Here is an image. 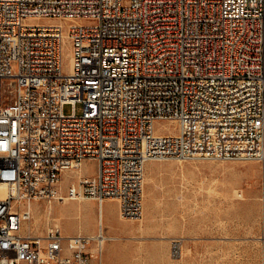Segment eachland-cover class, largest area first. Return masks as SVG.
<instances>
[{
    "label": "built area",
    "instance_id": "built-area-1",
    "mask_svg": "<svg viewBox=\"0 0 264 264\" xmlns=\"http://www.w3.org/2000/svg\"><path fill=\"white\" fill-rule=\"evenodd\" d=\"M165 162H264V0H0V264H100V226L37 236L34 207L115 200L141 221Z\"/></svg>",
    "mask_w": 264,
    "mask_h": 264
},
{
    "label": "rangeland",
    "instance_id": "rangeland-1",
    "mask_svg": "<svg viewBox=\"0 0 264 264\" xmlns=\"http://www.w3.org/2000/svg\"><path fill=\"white\" fill-rule=\"evenodd\" d=\"M65 64L67 73L69 50ZM72 111L73 106H65V115ZM76 113H82L81 105ZM174 126L156 125L161 133L174 131ZM95 169V162L87 161L82 173L93 175ZM76 176L62 178L64 192ZM263 187L264 162L151 163L145 172L141 221L121 219L110 202L115 200L105 202L102 226L108 241L100 264H264ZM33 212L25 229L37 236L50 224L64 236L99 232V205L93 200L40 203Z\"/></svg>",
    "mask_w": 264,
    "mask_h": 264
},
{
    "label": "crops",
    "instance_id": "crops-1",
    "mask_svg": "<svg viewBox=\"0 0 264 264\" xmlns=\"http://www.w3.org/2000/svg\"><path fill=\"white\" fill-rule=\"evenodd\" d=\"M144 197H145V196H144ZM108 201H110V200H106L105 202H108ZM105 202L102 204V210H103V207H104ZM110 202L114 203V205H115L116 208H117V211H118L119 217H120L119 203H118L117 201H110ZM87 206H88V208L92 207L91 205H88V204H87ZM120 218H121V217H120ZM96 234H97V230H95L94 232L88 234L87 236H95ZM77 235H81V232H78Z\"/></svg>",
    "mask_w": 264,
    "mask_h": 264
},
{
    "label": "bare ground",
    "instance_id": "bare-ground-1",
    "mask_svg": "<svg viewBox=\"0 0 264 264\" xmlns=\"http://www.w3.org/2000/svg\"><path fill=\"white\" fill-rule=\"evenodd\" d=\"M244 103H251V96H244ZM102 206H99V217H100V220L101 222L99 223V226L102 228V230L104 229L103 228V219H102Z\"/></svg>",
    "mask_w": 264,
    "mask_h": 264
}]
</instances>
